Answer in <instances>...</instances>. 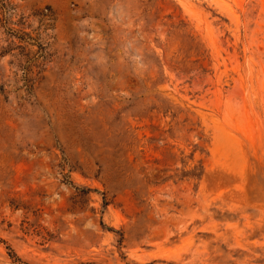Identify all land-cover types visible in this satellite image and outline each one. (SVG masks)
<instances>
[{
  "label": "rangeland",
  "instance_id": "obj_1",
  "mask_svg": "<svg viewBox=\"0 0 264 264\" xmlns=\"http://www.w3.org/2000/svg\"><path fill=\"white\" fill-rule=\"evenodd\" d=\"M0 264H264V0H0Z\"/></svg>",
  "mask_w": 264,
  "mask_h": 264
}]
</instances>
